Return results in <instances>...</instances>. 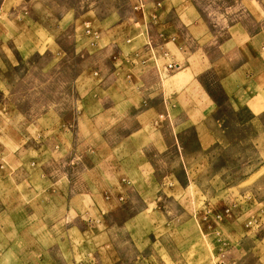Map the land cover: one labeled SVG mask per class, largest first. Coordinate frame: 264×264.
Returning a JSON list of instances; mask_svg holds the SVG:
<instances>
[{"label":"rangeland","instance_id":"rangeland-1","mask_svg":"<svg viewBox=\"0 0 264 264\" xmlns=\"http://www.w3.org/2000/svg\"><path fill=\"white\" fill-rule=\"evenodd\" d=\"M193 1L217 29L235 4V0ZM95 10L104 12L105 8L88 6L86 0H21L14 7L13 17L26 16L27 11L34 17L33 40L41 50H49L0 71L7 86H1L0 92V198L6 203L12 194H24L31 182L33 195H44L47 187L55 191L57 185L41 184V165L50 159L55 164L51 169L56 171L60 162L69 181L65 186L67 205L72 206L71 191L91 185L100 196L119 193L117 201L124 204L106 214L87 209L89 203H84L79 211L60 220L58 227L57 207L52 203L41 205L37 199V205L30 207L34 216L22 215L26 211L17 210L15 203L7 215L0 216V264H107L115 254L125 260L122 264H132L138 254L150 264L158 263V258L168 261L169 257L190 264H264V115L254 118L247 107L232 108L214 87L210 90L218 97L214 114L218 120L210 128L217 142L197 151L195 135L186 130L179 139L186 148L181 155L173 148L151 153L154 175L176 179L174 184L170 178L163 183L164 190L175 199L153 217L136 214L142 205L137 198L124 201L127 187L108 184L116 180L128 185L119 160L107 157L110 153L86 151L84 144L75 154L69 149L54 152V146L47 143L41 149L40 141H53L57 134L39 135V127L47 118L53 121L52 114L70 119L79 69L89 68L96 61L89 53L93 47L88 46L98 43L101 35L100 25L93 22ZM0 16L9 19L8 14ZM26 39L30 38L24 33L18 44L22 50ZM102 39L98 46H103ZM75 40L80 50H75ZM100 57L101 62L106 60L104 55ZM209 78L213 81L212 76ZM15 126L24 142L33 139L40 144L29 149L13 147L19 138L10 135ZM91 166L94 172H88ZM54 180L51 182L56 183ZM43 207L48 215L40 216L37 213ZM44 224H51L48 233Z\"/></svg>","mask_w":264,"mask_h":264},{"label":"crops","instance_id":"crops-1","mask_svg":"<svg viewBox=\"0 0 264 264\" xmlns=\"http://www.w3.org/2000/svg\"><path fill=\"white\" fill-rule=\"evenodd\" d=\"M20 1L1 0L0 3V13L9 15V19L0 16V71L49 50L48 47L41 50L37 40L34 42L33 29L37 21L28 11L22 16L24 18L12 16ZM86 3L105 8L104 12H93V22L100 25L101 35L98 43L88 45L93 47L89 53L96 56L97 62L89 68L79 69L70 119L63 120L52 114L53 121L47 118L48 121L39 127V135L57 134L53 141H40L41 149L47 143L54 146V152L69 149L75 154L80 144H84L86 151L110 153L107 157L119 160L128 185L116 180L108 184L127 187L123 191L124 201L137 198L142 205L140 203L136 214L153 217L169 200L175 199L165 191L163 183L170 178L174 184L176 179L154 175L151 153L173 148L181 155L186 148L179 144V139L186 130L195 135L197 151L210 148L218 140L210 128V124L218 120L214 116L218 97L210 87L217 89L218 95L232 108L247 107L254 118L264 115V3L235 0L233 11L223 15V22L220 21L223 25L220 24L219 29L202 15L193 0H86ZM248 22L250 26L246 25ZM24 33L30 39H26L27 46L22 50L18 44ZM101 39L103 46H98ZM33 43L38 45L34 44V47ZM78 46L75 40V50ZM101 55L106 57L104 62L100 60ZM169 63L174 65L172 69L167 68ZM1 86L7 87L0 77V92L3 91ZM37 121L34 123L38 124ZM10 135L21 136L16 126L11 128ZM16 140L13 147L17 149L40 144L33 139L24 142L19 137ZM58 164L56 171L51 169L55 165L53 160L47 159L41 165V184L57 185L55 191L51 192L47 187L44 195H33V183H27L24 194H12L6 203L0 198V216L7 215L9 207L15 203L17 210L26 211L22 215L34 216L30 207L37 205V199L41 205L52 203L50 205L57 207L58 223L71 212L83 208L84 203H89L87 209L95 208L106 214L124 204L117 201L119 193L100 196L91 185L89 189L71 191L69 201L72 206L67 205L65 186L69 181ZM13 167L17 169L18 166ZM89 171L94 172L93 166L88 168ZM111 176L114 179L116 175L112 172ZM55 178L56 183H53ZM37 214L48 215L44 207ZM61 222L56 226L59 227ZM50 225H43L47 233ZM126 231L132 232L130 228ZM29 245L36 246L34 243ZM158 259V263L153 262L190 264L181 258ZM107 262L122 264L125 260L115 254ZM131 263L150 264L141 254Z\"/></svg>","mask_w":264,"mask_h":264},{"label":"built area","instance_id":"built-area-1","mask_svg":"<svg viewBox=\"0 0 264 264\" xmlns=\"http://www.w3.org/2000/svg\"><path fill=\"white\" fill-rule=\"evenodd\" d=\"M174 67V65L172 64V63H169L168 65H167V68L168 69H172ZM221 264H223V263H221Z\"/></svg>","mask_w":264,"mask_h":264}]
</instances>
